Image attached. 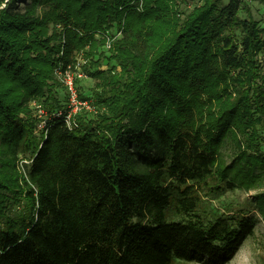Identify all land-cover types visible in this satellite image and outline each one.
<instances>
[{
	"label": "trees",
	"instance_id": "trees-1",
	"mask_svg": "<svg viewBox=\"0 0 264 264\" xmlns=\"http://www.w3.org/2000/svg\"><path fill=\"white\" fill-rule=\"evenodd\" d=\"M184 1L0 0V264H226L253 221L202 204L237 186L264 220V30ZM77 63L95 113L38 128Z\"/></svg>",
	"mask_w": 264,
	"mask_h": 264
},
{
	"label": "rangeland",
	"instance_id": "rangeland-1",
	"mask_svg": "<svg viewBox=\"0 0 264 264\" xmlns=\"http://www.w3.org/2000/svg\"><path fill=\"white\" fill-rule=\"evenodd\" d=\"M201 0H185L181 3V6L190 8L193 4L200 2ZM249 13L251 16L258 21V24L260 27L264 30V0H245ZM241 16H245V11H240ZM113 29V25L111 28L108 29L110 31ZM264 32V31H263ZM96 37H98L96 35ZM106 42V40H105ZM97 53L101 56L102 63L100 65V68H107L110 63H107L108 59L106 56L109 55V48L105 46V44L99 45L97 49ZM262 53L264 54V49L262 50ZM103 55V56H102ZM263 58V56H261ZM260 58V59H261ZM260 64L264 63V61L260 60ZM78 60L81 63H85V68H89L92 70V65L88 64L87 60H81V56H78ZM112 62V61H111ZM80 65L77 64L76 68H79ZM84 67H81L80 70H75V85L77 93L79 92L82 94V96H85L88 98V102L90 104H93L95 102V96L94 92L97 90V83L98 79L95 77H90L88 73L86 72V69ZM81 73L80 76L77 74ZM54 92L56 94V97L58 99H61L62 102L67 99V93L62 84L59 82L54 85ZM31 101L30 105L33 107V112L36 113V108L34 104H40L41 106H46L44 103L41 102H33ZM43 106V107H44ZM44 112H46L43 109ZM94 110H89L87 108H83L78 114H81V116L89 115L93 116ZM49 117V116H46ZM45 117V118H46ZM260 132L262 134L263 138V148H264V121L262 122V125L259 127ZM228 157L225 158V161L228 162ZM263 189L261 187L258 188H252L250 190H246L242 186H237L233 190L226 191L224 194L220 195L217 198H213L202 204V210L206 208L207 215H211L212 212H218L223 213L224 210L231 209L229 213H232L234 210H237L238 208L244 206L247 209V214L251 216V219L253 221V233L249 236H247L242 244L240 245L237 252L234 254V256L226 263V264H264V220L262 218V215L258 212L257 208L255 207L253 203V198L260 192H262ZM204 207V208H203ZM17 208V207H16ZM14 208V209H16ZM15 211V210H14ZM13 211V213H14ZM174 264H182V263H174ZM190 264V263H189ZM191 264H198L195 262H191Z\"/></svg>",
	"mask_w": 264,
	"mask_h": 264
},
{
	"label": "built area",
	"instance_id": "built-area-1",
	"mask_svg": "<svg viewBox=\"0 0 264 264\" xmlns=\"http://www.w3.org/2000/svg\"><path fill=\"white\" fill-rule=\"evenodd\" d=\"M105 40H106L105 46L108 48L110 45V39H109L108 32L106 33ZM261 56H263V58H261ZM261 56L259 57V59L261 58L264 61V55H261ZM77 70H79V68ZM75 72L76 71H71V70L62 71L60 68H55L54 74L57 80L64 86L66 93H67V99L62 109L55 110L54 112H51V114H47V112H44L43 111L44 108L40 104H34L35 108L37 105L35 114L40 119L38 123V128H43L46 118H49V117L61 118L62 120L65 121L67 126H70L72 122V117L78 114L83 108H87L91 111L92 110L95 111V107L93 104H90L88 100L80 99L78 97L76 85L74 82L75 77H76ZM77 75L80 76L81 73H78ZM46 116H49V117H46Z\"/></svg>",
	"mask_w": 264,
	"mask_h": 264
}]
</instances>
